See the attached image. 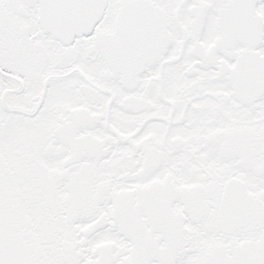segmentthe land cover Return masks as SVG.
<instances>
[{"label": "snow or ice", "instance_id": "obj_1", "mask_svg": "<svg viewBox=\"0 0 264 264\" xmlns=\"http://www.w3.org/2000/svg\"><path fill=\"white\" fill-rule=\"evenodd\" d=\"M0 264H264V0H0Z\"/></svg>", "mask_w": 264, "mask_h": 264}]
</instances>
